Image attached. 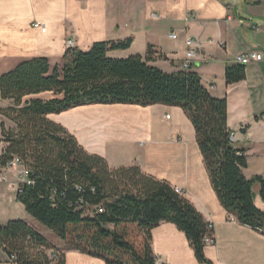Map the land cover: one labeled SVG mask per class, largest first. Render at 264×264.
Instances as JSON below:
<instances>
[{"label":"trees","instance_id":"trees-1","mask_svg":"<svg viewBox=\"0 0 264 264\" xmlns=\"http://www.w3.org/2000/svg\"><path fill=\"white\" fill-rule=\"evenodd\" d=\"M130 44V38L96 41L88 50L67 48L61 67L33 57L1 73L0 98L12 105L0 114L14 126L0 122V167L14 156L22 160L30 183L21 184L17 201L72 249L106 264H157L151 230L170 222L185 234L198 262L211 264L204 254L207 222L184 195L136 165L110 168L49 117L91 104L180 107L220 204L239 223L264 234V212L253 193L259 182L264 198V177L243 173L247 157L230 138L226 98L213 96L189 68L166 72L151 64L152 46L144 56L109 55ZM244 78V64L225 68L226 84ZM43 92L52 96L31 97ZM0 245L16 264H65L63 253L59 261L49 258V249H59L21 218L0 225Z\"/></svg>","mask_w":264,"mask_h":264},{"label":"crops","instance_id":"crops-1","mask_svg":"<svg viewBox=\"0 0 264 264\" xmlns=\"http://www.w3.org/2000/svg\"><path fill=\"white\" fill-rule=\"evenodd\" d=\"M34 21L46 30L32 27ZM171 32L177 37L170 38ZM126 38L131 39L130 46L110 51L111 57L144 56L152 46L155 58L150 63L166 72L182 70L186 51L193 50L189 70L200 75L213 96L226 98L233 144L244 149L247 157L245 177H264V121L259 118L264 113V0H0V74L33 57H46L51 67H61L68 39L74 40V47L88 50L96 41ZM243 51H256L262 59L245 65L243 80L226 84L225 68L238 64L236 56ZM49 96L50 92L31 95ZM5 101L11 102L0 98V108L10 106ZM49 117L55 121V114ZM163 120L170 121L167 128L158 124ZM0 122L14 126L1 114ZM79 123L76 131L67 129L110 168L136 165L182 190L204 220L213 224L214 242L204 246L211 264H264V234L236 217L231 219L232 214L220 204L193 126L180 107L110 104L109 117L91 115L79 118ZM4 173L7 180L0 181V208L6 212L16 197L12 186L16 172L7 168ZM253 193L255 206L264 212L259 182L253 184ZM22 208L24 213L17 218L62 251L65 264H106L58 239L48 240L37 220ZM10 219L16 218L6 216L0 225ZM151 236L158 262L206 264L198 262L185 234L173 223L161 222ZM0 264H12L1 245Z\"/></svg>","mask_w":264,"mask_h":264},{"label":"built area","instance_id":"built-area-1","mask_svg":"<svg viewBox=\"0 0 264 264\" xmlns=\"http://www.w3.org/2000/svg\"><path fill=\"white\" fill-rule=\"evenodd\" d=\"M32 27L37 28L41 31H45L46 27L44 24H42L41 22L38 21H34L32 23ZM168 36L170 38H176L177 37V33L175 32H171L168 34ZM189 43H191V41H188V45ZM66 46L67 48L70 47H74V40L73 39H68L66 42ZM194 56V52L192 49H188L185 53V58L184 61L182 63V69H188L190 68V62L191 59ZM262 59V55L256 51H243L242 53H240L239 55L236 56V62H238L239 64H248L250 62H257L259 60ZM169 116L166 115V118H168ZM259 118L264 121V113L259 115ZM231 140H233V134L231 133ZM3 147V146H2ZM2 147L0 148V153L2 150ZM14 169L15 170V184H13L12 186L15 189V192L17 193L18 191L21 190V184L26 183L29 184L30 183V179L28 177V169L23 165L22 160L18 157V156H14L10 161L7 162L5 167H0V181H6L7 177L4 173V169ZM175 191L177 193H181L182 194V190L178 187H174ZM101 211V209H99ZM230 218L233 219L235 218L234 215H230ZM206 234L204 237V241L205 243H213L214 242V227L213 224L211 222H207L206 224ZM62 251L56 250V249H49L48 250V255L49 258L53 261H59L61 259V254ZM8 256V260L12 263V264H16L15 262V257L14 255H7ZM157 264H164V263H160L157 261Z\"/></svg>","mask_w":264,"mask_h":264},{"label":"rangeland","instance_id":"rangeland-1","mask_svg":"<svg viewBox=\"0 0 264 264\" xmlns=\"http://www.w3.org/2000/svg\"><path fill=\"white\" fill-rule=\"evenodd\" d=\"M127 56L129 55H121L120 57L124 58ZM5 103L6 104L9 103L10 106L12 105V103L9 101L8 102L5 101ZM171 114L173 113L171 112ZM91 115H94V116L97 115V116L106 117V118L109 117L110 116V104H91V105H82V106H78L75 108H71L67 111L61 112L59 114H55V121L62 124L68 129L72 128V130L76 131L77 129L80 128L79 118H86ZM169 122H170L169 120H163L161 123H158V124H161L162 128H167ZM15 195H16V192H15ZM6 208H7L6 212H4V208H0V220H2L3 218H6V216H13L17 218L24 213L21 203L17 201L15 196H14V199L13 197L11 198V202H9ZM35 223L36 225L40 227V229L43 232V235L48 240L53 241L55 239H58L62 241L52 230L46 228L45 226L41 225L37 221Z\"/></svg>","mask_w":264,"mask_h":264}]
</instances>
